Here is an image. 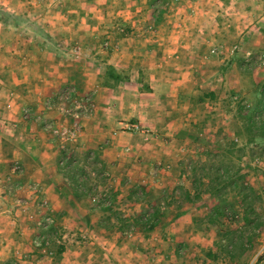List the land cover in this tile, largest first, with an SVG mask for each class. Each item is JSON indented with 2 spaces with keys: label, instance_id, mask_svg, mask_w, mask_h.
<instances>
[{
  "label": "crops",
  "instance_id": "1",
  "mask_svg": "<svg viewBox=\"0 0 264 264\" xmlns=\"http://www.w3.org/2000/svg\"><path fill=\"white\" fill-rule=\"evenodd\" d=\"M21 1L23 6L32 4L26 14L37 17L41 25L35 31L17 26L16 33L0 26V33L5 31L4 38L0 36V261L25 264L21 257L37 251L30 248L34 232L29 228L34 221L27 214L41 208L43 199L64 229L56 251L58 264L77 256H84L85 264H140L141 257H146L142 251L157 250L153 245L162 241L158 231L164 228L152 230L149 238L147 234L122 237L112 209L128 202L124 205L134 215L138 204L129 201L138 198L135 188L142 191L140 198L147 196V175L152 172L147 161L175 164L171 143L176 145L174 135L187 132L184 119L192 118L197 107L210 109L206 98L189 103L190 94H215L227 82L224 73L231 71L232 60L207 55L214 48L217 17H239L240 39L254 27L262 40L264 0H178L181 6L165 14L167 21L155 0H92L74 6L68 0L63 7L59 0ZM249 17H255L250 26ZM94 19L95 27L89 26ZM24 29L32 33L28 40L17 35H23ZM13 34L18 37L9 41ZM251 75L257 81L264 79V60ZM62 88L74 91L68 96L89 109L81 115V131L66 144L65 153L47 129L48 124L70 122L60 104L52 103L65 95L58 92ZM129 123L140 124L149 134L144 137L126 130ZM199 128L201 134L207 130L203 124ZM187 133L178 137L182 144L191 138V132ZM90 159L95 162L89 163ZM98 165L109 169L106 173L113 181L117 178L110 188V207L94 199L101 186L91 175L97 174ZM184 176L177 172L176 186L164 184L160 190L168 194V200H178H173L172 208L169 202L164 207L159 202V209H170V220L161 222L160 215H151L153 228L191 223L197 211L203 210L204 215L215 201L212 193L187 184ZM128 180L131 184L126 188L121 181ZM138 183L142 185L137 187ZM183 195L189 200L184 201ZM15 201L28 211L20 212ZM145 201L138 205L142 207L139 214L147 211ZM77 226L87 243L74 248L69 230ZM88 244L103 246L93 252ZM92 256L95 262L89 261Z\"/></svg>",
  "mask_w": 264,
  "mask_h": 264
},
{
  "label": "rangeland",
  "instance_id": "2",
  "mask_svg": "<svg viewBox=\"0 0 264 264\" xmlns=\"http://www.w3.org/2000/svg\"><path fill=\"white\" fill-rule=\"evenodd\" d=\"M69 1L74 6L83 2L91 4L92 0ZM155 1L158 3L157 8L161 11L165 21L169 20L165 14L174 12L176 7L181 6V4H178L180 2L178 0ZM21 3V0H0V26L4 27L5 31L12 30L13 33H16L15 27L21 25L30 28L32 31L40 28L41 20L37 21V17H33L31 14L28 15V12L32 9V4L23 6ZM67 3L68 0H59L58 5L61 4V7H63ZM232 4L234 5V3ZM192 10L193 8L189 7L188 12L191 15L193 14ZM239 20V17H217L218 32L214 42L215 52L209 53L208 51L207 55L208 57L214 56V58H222L223 60L231 59L232 68L231 71L224 73L227 82L224 86H221L220 91L216 89L217 92L215 94L211 92L212 95L208 98L206 97L207 102H210V104L208 103L210 109L197 107L196 110L192 111V118L184 119L185 122L183 123L188 124L184 129H187L189 133L191 132L189 134L191 138L185 141V144H182L178 137L182 138L188 133L180 131L177 135H174V137L177 136L174 139L176 145L171 143V147L175 151V158H177L175 164L171 161L163 162L160 159L159 163L147 161V165L151 166L152 170L147 175V196L140 198L142 191L137 192V188H135L134 193H137L138 198L134 197L129 201V203L137 202L139 205L145 199L147 201V211L139 214L142 207L137 205L136 208L138 209L132 215V212L128 211L127 206L124 205H128V202H121L120 209H112L114 210V214H112L114 219H118L122 237H132L134 234L136 236H146L147 234V238H149L148 234L152 230L160 229L159 226L164 228L157 230L159 239L162 240L157 245H153V248L157 250L149 252L147 249V253L142 251L143 253L145 252L146 257H141L140 264H169L174 262L178 264H264V137L259 136L255 128H245L243 122L246 121L241 117L244 114H248L249 110L256 106L260 92H264V79L257 81L251 75V70L259 65L260 61L264 60V42L262 41L264 39H260V35L257 34L254 27L245 35V38L240 39V35L237 34L236 23ZM253 21H255V17H249L246 23L250 26ZM171 22L174 23L176 21L171 19ZM89 24V26L95 27V19ZM227 24L229 25L227 26ZM24 30L25 33L23 35L20 33H17V35L27 39L32 33L26 29ZM5 31L0 33L2 38H4ZM13 35L12 39H8L9 41H15V37H18L16 34ZM35 36L33 34V38ZM17 40L23 41V38H18ZM107 40L105 39L104 41ZM102 45L107 48L104 44ZM246 51L249 53L246 54ZM19 52H16L18 57L20 55ZM16 55L15 53L13 54L15 57ZM202 87L205 88V84H202ZM58 92H63L65 95L57 97L55 103L52 102L55 106L59 103L60 106L65 105V109H69L72 108L74 103H77V100H73L72 97L68 96L67 92H74L69 88H62ZM202 94H205V92H192L189 103H198L197 98ZM184 101H187V99H184ZM260 105L264 111V102L260 103ZM86 112L88 113L89 109ZM62 113L68 116L64 111ZM185 118L189 117L185 114ZM254 118L264 121V113L257 114ZM201 124L207 127L206 132L202 134L199 128ZM217 125L218 127H216ZM165 147H168V145ZM60 150L65 153V149ZM88 162L94 163L95 160L92 159ZM100 168L102 169L100 170ZM107 170L109 169L98 165L97 174L91 176L95 180V184L101 186L98 191H95L96 194L94 195L96 196H94V199L110 207L112 206L110 188L114 185L115 179L117 182V178L113 181V177L106 173ZM177 172L185 175L184 180L189 185L192 174L201 175L203 180L200 178V190L212 193L215 199L210 204V208L215 202L219 201L224 207V216L211 224L204 217L203 210H199L195 215V221L191 220V223H182L180 221L178 224L168 223L164 226L157 225L153 228V217L151 215H160L161 217L159 216L160 219H158L161 222L170 220V209H159V202H163V207L166 202H169L171 204H168V206L172 208V205L176 204L173 200H178V198L168 200V194L166 195L160 190L164 188V184L169 188L176 186ZM166 176H171L172 178H167ZM89 178H86L87 182H90ZM208 178L212 180L209 183H207ZM233 180L235 183L232 182ZM130 181L121 182L127 188L131 184ZM165 181L168 182L165 183ZM141 185V183H138L137 187ZM149 185H152L151 189ZM165 190L168 191V189ZM238 191L241 193L239 194ZM243 196L246 199L241 205L240 199ZM183 198L184 201H187L185 197ZM18 199L16 197L14 200ZM15 202V205L20 207V212L28 211L23 207L24 204ZM39 203L41 208L27 214V217L34 221V224L32 223L29 228L30 232H34L32 233L30 248H36L37 251H28V255L22 256L21 261L25 264H58L59 258L56 251L63 241L64 237L62 234L64 229L59 225L56 215L52 212L50 213L47 202L41 199ZM148 204L151 206L149 207ZM114 206H117V204L114 203ZM14 208L15 206L12 207V210L10 208V212H13ZM34 215L35 218H33ZM69 233L72 234L71 247L75 248L87 243L79 236L81 231H79L78 226L69 230ZM230 237L234 239V251H232L234 257L232 258L224 250ZM88 245L90 249H93V252L103 246L101 244ZM258 258L261 259L258 260ZM96 259L92 256L89 261L95 262ZM70 260L71 262L62 264H85L87 259L84 256H77L72 257ZM16 263V261L11 262V264Z\"/></svg>",
  "mask_w": 264,
  "mask_h": 264
},
{
  "label": "trees",
  "instance_id": "3",
  "mask_svg": "<svg viewBox=\"0 0 264 264\" xmlns=\"http://www.w3.org/2000/svg\"><path fill=\"white\" fill-rule=\"evenodd\" d=\"M153 0H151L150 3H152ZM212 94L207 92L205 94L200 95L197 100L198 101H202L204 100L206 97H210ZM264 102V92H260V96L256 102V106L254 108H252L251 110H249L248 114H244L243 116H241L246 122H243L244 127L247 129H251V128H255L256 131H258V135L264 137V121L263 120H257L256 115L257 114H263L264 111L262 110V107L260 105V103ZM205 175V174H203ZM201 175L196 176L195 174H192V177L190 178V185H192L195 188H198V186H201V182L200 179ZM209 181H212L210 178H208L207 183H209ZM233 183H235V181H232ZM239 193V191H238ZM241 193V192H240ZM239 193V194H240ZM186 200H189L188 196H184ZM197 197V195H193L192 198L195 199ZM246 197L243 196L240 199L241 205H243V203L245 202ZM224 207L220 204L219 201L215 202L214 205L212 206V208L208 209L207 211H205V218L207 220H209V222L211 224L217 222L220 218H222V216H224ZM152 226V225H151ZM230 240L227 242L226 246L224 247V250L226 251L227 255L232 258L234 257L232 251H234L233 245H234V239L232 237L229 238ZM241 243V242H240ZM227 245H229V247H227ZM261 258H258V260H260ZM0 264H8L7 262H2ZM169 264H178V263H169Z\"/></svg>",
  "mask_w": 264,
  "mask_h": 264
},
{
  "label": "built area",
  "instance_id": "4",
  "mask_svg": "<svg viewBox=\"0 0 264 264\" xmlns=\"http://www.w3.org/2000/svg\"><path fill=\"white\" fill-rule=\"evenodd\" d=\"M214 48L209 49V53H214ZM66 98V96H65ZM61 111H64L70 118V122L68 124H60V125H51L48 124V128L52 137L56 140L60 149H64L68 142L75 141L81 131V115L86 112V108H83V105H79L78 103H74L72 108L65 109L66 107H59ZM126 130L135 131L142 134L144 137L148 135V130L143 128L138 123H129L126 125ZM14 169H19V165L16 164Z\"/></svg>",
  "mask_w": 264,
  "mask_h": 264
}]
</instances>
